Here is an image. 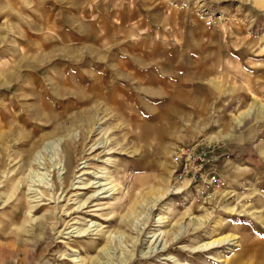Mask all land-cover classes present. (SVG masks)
<instances>
[{"label":"rangeland","instance_id":"obj_1","mask_svg":"<svg viewBox=\"0 0 264 264\" xmlns=\"http://www.w3.org/2000/svg\"><path fill=\"white\" fill-rule=\"evenodd\" d=\"M259 105L264 0H0V264H264Z\"/></svg>","mask_w":264,"mask_h":264},{"label":"built area","instance_id":"obj_2","mask_svg":"<svg viewBox=\"0 0 264 264\" xmlns=\"http://www.w3.org/2000/svg\"><path fill=\"white\" fill-rule=\"evenodd\" d=\"M208 153L202 143H192L178 149L171 158L175 178L178 181L187 179L189 184L203 182L215 188L221 187L223 180Z\"/></svg>","mask_w":264,"mask_h":264},{"label":"bare ground","instance_id":"obj_3","mask_svg":"<svg viewBox=\"0 0 264 264\" xmlns=\"http://www.w3.org/2000/svg\"><path fill=\"white\" fill-rule=\"evenodd\" d=\"M6 77H7V76H6ZM93 78H94V76H93ZM11 79H12V78H11ZM94 80H95V81L91 83L92 86H95L94 83H97V82H100V81H104L103 78H102V79H100V78L95 79V78H94ZM112 82H114V81H112ZM81 86H82V85H81ZM58 87H59V86H58ZM89 87H90V86H89ZM91 88H92V87H91ZM80 89H81V88H80ZM60 90H61V89H60ZM93 90H94V89H93ZM62 91H63V90H62ZM79 91H80V90H79ZM82 91H83V89H82ZM82 91H81V93H82ZM96 91H97V90H96ZM67 92H68V91H67ZM92 93H93V92H92ZM92 93H91V94H92ZM80 96H81V95H80ZM82 96H83V95H82ZM77 97H78V96H77ZM83 97H85V96H83ZM78 98H79V97H78ZM259 107H260L261 109H264V105H259ZM91 114H93V113H91V112L89 111V115H91ZM88 117L91 118V116H88ZM240 121H241V120H240ZM240 121H238L237 124H240V123H241ZM144 124H145V123H144ZM142 125H143V123H142ZM145 127H146L145 132H146L147 130H151V129H152L151 125H149V124H148V125H145ZM228 135H229L230 137L232 136L231 133L228 134ZM228 135H227V136H228ZM227 136L224 135V137H227ZM64 153H65L64 156H65V158L67 159L68 152L66 151V149L64 150ZM64 153H63V154H64ZM38 159H39V158H38ZM38 159H37V160H38ZM67 162H68V161H67ZM39 163H40V162H39ZM66 166H67V165H66ZM66 166H65V167H66ZM69 167H70V164H69V162H68V168H69ZM66 168H67V167H66ZM185 180H186V179H185ZM64 181H65V179L63 180V183H64ZM97 183H98V182H97ZM100 185L103 186V184H100ZM87 187H89V186H87ZM102 188H104V187H102ZM179 190H183V188H179L177 191H179ZM83 204H84V203H83ZM151 207H152V206H151Z\"/></svg>","mask_w":264,"mask_h":264},{"label":"crops","instance_id":"obj_4","mask_svg":"<svg viewBox=\"0 0 264 264\" xmlns=\"http://www.w3.org/2000/svg\"><path fill=\"white\" fill-rule=\"evenodd\" d=\"M188 184H189V182H188Z\"/></svg>","mask_w":264,"mask_h":264}]
</instances>
